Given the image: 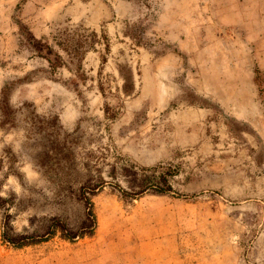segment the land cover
Here are the masks:
<instances>
[{"label": "rangeland", "instance_id": "374dc122", "mask_svg": "<svg viewBox=\"0 0 264 264\" xmlns=\"http://www.w3.org/2000/svg\"><path fill=\"white\" fill-rule=\"evenodd\" d=\"M0 264H264V0H0Z\"/></svg>", "mask_w": 264, "mask_h": 264}, {"label": "trees", "instance_id": "16d2710c", "mask_svg": "<svg viewBox=\"0 0 264 264\" xmlns=\"http://www.w3.org/2000/svg\"><path fill=\"white\" fill-rule=\"evenodd\" d=\"M44 45H45V48L49 49L47 44H44ZM40 47H42V45H40ZM135 173L137 174V172H134V174ZM161 179H162L165 187H160L159 191L170 190L171 189L170 185L167 184V180L165 179L164 175L161 176ZM133 180H138V182L136 184V187H138V189L135 190L134 188H132L131 192H125L126 194L127 193L130 195L139 194V193L143 192L148 187L149 184H152V183H150V180L147 179L146 177L141 178V177L135 176L133 178ZM96 185L97 184L83 185L81 187L82 195L86 198V196H85L86 191H89V190L93 191L95 189ZM86 188L89 190H86ZM86 200H87V198H86ZM86 203L88 204L87 205L86 221L77 230L72 231V230L68 229L63 222H61L59 219L55 218L48 225L47 230L43 234H9V233L5 232V233H3L4 238L9 243H11L13 246L21 247V246L34 244V243H38V242L47 240V237L50 236L51 234H54L56 229H60L62 232V235L64 237L70 239V240H73L75 237H78V236L81 237L84 235H88L95 228L96 221H95V215L93 213L91 203L89 202V200H87ZM4 225L6 227H9V214H6V216H5Z\"/></svg>", "mask_w": 264, "mask_h": 264}, {"label": "crops", "instance_id": "0c3cea01", "mask_svg": "<svg viewBox=\"0 0 264 264\" xmlns=\"http://www.w3.org/2000/svg\"><path fill=\"white\" fill-rule=\"evenodd\" d=\"M158 234H159V233L155 232V233H153V236L158 235Z\"/></svg>", "mask_w": 264, "mask_h": 264}]
</instances>
